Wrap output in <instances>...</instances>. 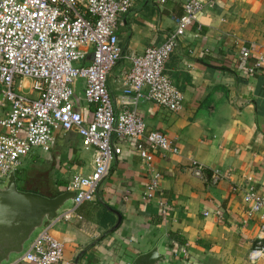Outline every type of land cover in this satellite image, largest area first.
<instances>
[{
	"label": "crops",
	"instance_id": "1",
	"mask_svg": "<svg viewBox=\"0 0 264 264\" xmlns=\"http://www.w3.org/2000/svg\"><path fill=\"white\" fill-rule=\"evenodd\" d=\"M131 1V9L118 20L123 56L107 81L117 112L123 109L131 57L163 43L186 0ZM201 1L205 7L198 20L165 64V74L184 93L182 109L171 111L146 97L128 105L148 130L167 134L180 152L154 150L144 138L115 140L120 151L95 199L83 203L70 220L59 218L72 205L65 206L49 224L64 243L58 264H133L157 245L170 254L166 264H264V258L250 259L264 211L247 218L243 199L249 190L264 197V64L248 69L264 57V0ZM245 50L247 57L242 56ZM84 87L82 79L76 82L75 101L90 119L93 106L84 98ZM138 143L153 154L151 165L142 159ZM43 152L27 156L34 185L29 178H17L20 189L53 197L66 191L74 175L94 170L96 149L86 148L74 130L55 131L51 148ZM194 162L201 165V174ZM46 166L50 175L38 179ZM216 170L221 172L217 180ZM155 171L162 175L160 186L149 197ZM160 199L169 203L166 214Z\"/></svg>",
	"mask_w": 264,
	"mask_h": 264
},
{
	"label": "built area",
	"instance_id": "2",
	"mask_svg": "<svg viewBox=\"0 0 264 264\" xmlns=\"http://www.w3.org/2000/svg\"><path fill=\"white\" fill-rule=\"evenodd\" d=\"M131 6V0H0V183L16 173L34 149L48 151L55 131H76L86 148L96 149L95 166L90 174L74 175L67 185L66 191L75 192V197L72 206L59 216L65 220L72 219L83 203L95 199L120 151L115 140L144 138L154 150L180 152L167 134L148 130L143 117L128 105L146 97L168 110L182 109L184 93L165 74V64L205 4L186 0L183 13L175 17L174 30L163 43L131 57L121 97L123 109L117 112L107 81L123 56L117 32L119 16ZM242 56H249V51H243ZM263 64L260 56L248 69L253 72ZM80 79L85 84L84 98L93 106L90 119L76 105L75 84ZM137 149L151 165L153 154L141 143ZM194 164L201 174V165ZM220 176L216 170L214 178ZM161 177L160 172L152 173L149 197L159 190ZM243 199L247 218L264 211V197L256 191H246ZM159 205L166 214L169 203L160 199ZM216 214L222 216L220 210ZM63 257L64 243L48 225L9 264H58ZM261 258L264 221L250 252L252 261Z\"/></svg>",
	"mask_w": 264,
	"mask_h": 264
},
{
	"label": "water",
	"instance_id": "3",
	"mask_svg": "<svg viewBox=\"0 0 264 264\" xmlns=\"http://www.w3.org/2000/svg\"><path fill=\"white\" fill-rule=\"evenodd\" d=\"M75 192L65 191L49 197L18 187L14 172L0 183V264L22 254L30 239L47 227L61 210L74 202ZM169 253L157 245L140 255L133 264H166Z\"/></svg>",
	"mask_w": 264,
	"mask_h": 264
},
{
	"label": "rangeland",
	"instance_id": "4",
	"mask_svg": "<svg viewBox=\"0 0 264 264\" xmlns=\"http://www.w3.org/2000/svg\"><path fill=\"white\" fill-rule=\"evenodd\" d=\"M26 83L29 85L30 84V81L29 80H26ZM37 153H40V154H44L45 152H43L41 149L39 148H36L34 149V152ZM28 160H27V163L26 165L24 166H21L17 171H16V174H17V178L19 179H23V178H29L30 180H32L31 184L34 185V171H33V162H32V158L31 160H29V157H27ZM23 165V163H22ZM46 169H48L47 172H43V173H38V179L39 178H47L49 175H50V172H51V168L49 166H46ZM21 181V180H20ZM18 182V181H17ZM18 187H20V184L18 183Z\"/></svg>",
	"mask_w": 264,
	"mask_h": 264
},
{
	"label": "trees",
	"instance_id": "5",
	"mask_svg": "<svg viewBox=\"0 0 264 264\" xmlns=\"http://www.w3.org/2000/svg\"><path fill=\"white\" fill-rule=\"evenodd\" d=\"M171 236L175 237L173 233H171Z\"/></svg>",
	"mask_w": 264,
	"mask_h": 264
}]
</instances>
